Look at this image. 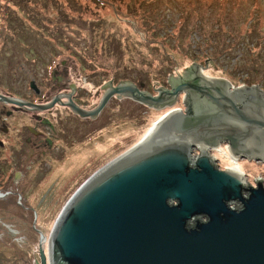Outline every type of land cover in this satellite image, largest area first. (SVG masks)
Returning a JSON list of instances; mask_svg holds the SVG:
<instances>
[{
  "label": "water",
  "instance_id": "95a60500",
  "mask_svg": "<svg viewBox=\"0 0 264 264\" xmlns=\"http://www.w3.org/2000/svg\"><path fill=\"white\" fill-rule=\"evenodd\" d=\"M168 82L155 96L109 82L92 110L67 95L81 118H97L113 97L158 110L182 93L186 109L159 136L117 151L74 185L49 228L50 264H264V178L221 169L212 155L222 144L237 161L264 163L263 91L210 80L199 66ZM40 261L47 264L42 248Z\"/></svg>",
  "mask_w": 264,
  "mask_h": 264
},
{
  "label": "rangeland",
  "instance_id": "374dc122",
  "mask_svg": "<svg viewBox=\"0 0 264 264\" xmlns=\"http://www.w3.org/2000/svg\"><path fill=\"white\" fill-rule=\"evenodd\" d=\"M0 30L11 43L5 62L26 51L24 43L45 48L50 68L70 59V69L75 64L73 71L87 79L84 91L92 92L85 110L99 104L93 96L98 85H89L97 72L115 76V85L144 84L153 93L170 88V77H184L187 68L199 66L234 88L256 85L264 93V0H0ZM36 53L29 57L34 72L43 62ZM10 89L20 86L12 83ZM183 98L181 93L174 107L184 112ZM168 109L117 97L96 120L66 115L58 142L64 158L50 159L15 205L0 198V264H35L42 235L49 240L67 193L98 163L136 144ZM225 148L212 154L224 170L231 162L222 155ZM234 165L245 178H264V163L243 159ZM23 200L25 208L19 207Z\"/></svg>",
  "mask_w": 264,
  "mask_h": 264
},
{
  "label": "flooded vegetation",
  "instance_id": "af4514ba",
  "mask_svg": "<svg viewBox=\"0 0 264 264\" xmlns=\"http://www.w3.org/2000/svg\"><path fill=\"white\" fill-rule=\"evenodd\" d=\"M1 32L0 96L12 101L0 99V193L2 198L15 205L20 194L27 193L32 187L39 173L47 171L50 159L62 160L65 156L58 142L66 127V115L79 117L66 106L67 95H71L72 101L80 107L87 108L84 106L91 101L92 92L84 91L83 78L73 71V65L70 69L67 60H61L50 68L45 48L40 50V47L34 48L30 47V43H24L27 50L22 54L12 53L11 62H5L11 43ZM33 49H36V58L43 61L35 72L30 67L32 60L29 59L33 58ZM21 55L24 56L21 58ZM11 63L13 68L8 66ZM108 81L103 79L100 88ZM12 83L20 86V89H10ZM95 84L89 82L93 87ZM101 92V89L95 90L93 96L97 98ZM56 97L59 102L51 109H41ZM25 202L23 200L19 207L25 208Z\"/></svg>",
  "mask_w": 264,
  "mask_h": 264
},
{
  "label": "bare ground",
  "instance_id": "6f19581e",
  "mask_svg": "<svg viewBox=\"0 0 264 264\" xmlns=\"http://www.w3.org/2000/svg\"><path fill=\"white\" fill-rule=\"evenodd\" d=\"M201 72L208 79L214 80L213 78L207 76L203 71H201ZM178 111H179V109H177V107H174V106L170 107L167 111L164 112L163 115L159 116L155 121H153L150 128L148 130H146V133L139 139V141L136 144L148 141L150 139H153V138L159 136L161 133H163L164 128L167 124V120H169V118L172 116V114H175ZM222 147H223V145L221 144V145L215 146L213 148H215V152H217L218 149H220ZM226 149H228V147ZM212 154H214V153H212ZM228 161H229V159H228ZM225 170L230 171V172L235 173V174L240 175V176H244L243 170L240 169L238 166L235 167L233 161L227 163V168ZM42 243H43V246L45 245L44 250H45L46 254L48 255L49 254V247H50L49 246L50 240H48L47 237L43 236Z\"/></svg>",
  "mask_w": 264,
  "mask_h": 264
},
{
  "label": "trees",
  "instance_id": "16d2710c",
  "mask_svg": "<svg viewBox=\"0 0 264 264\" xmlns=\"http://www.w3.org/2000/svg\"><path fill=\"white\" fill-rule=\"evenodd\" d=\"M20 28V27H19ZM22 31L24 30V28H20ZM15 31H16V29H15ZM21 31V32H22ZM25 33V32H24ZM15 34H17V31H16V33ZM17 36H18V34H17ZM74 65V64H73ZM96 77H97V79H96V82L98 83V82H101L103 79L104 80H106L107 78H106V76H103L102 75V73H99V72H97L96 73V75H95ZM115 77V76H114ZM114 77H110V79L111 78H113V79H115ZM108 79H109V77H108ZM168 84V83H167Z\"/></svg>",
  "mask_w": 264,
  "mask_h": 264
},
{
  "label": "built area",
  "instance_id": "2783aa9c",
  "mask_svg": "<svg viewBox=\"0 0 264 264\" xmlns=\"http://www.w3.org/2000/svg\"><path fill=\"white\" fill-rule=\"evenodd\" d=\"M218 150H220V149H218ZM220 152H222V151L220 150ZM223 153H224V154H222V155H225L224 157H228V159H230L231 161H233V162H237L236 159L230 157V155H229V151H228V150H227V151L224 150Z\"/></svg>",
  "mask_w": 264,
  "mask_h": 264
},
{
  "label": "clouds",
  "instance_id": "9594fccd",
  "mask_svg": "<svg viewBox=\"0 0 264 264\" xmlns=\"http://www.w3.org/2000/svg\"><path fill=\"white\" fill-rule=\"evenodd\" d=\"M22 239V238H21ZM17 243H21V240H16Z\"/></svg>",
  "mask_w": 264,
  "mask_h": 264
}]
</instances>
